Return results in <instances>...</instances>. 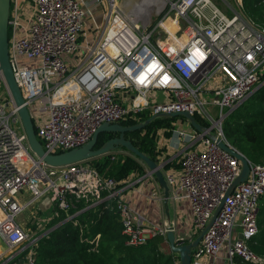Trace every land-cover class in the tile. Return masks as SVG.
<instances>
[{"label": "built area", "instance_id": "2783aa9c", "mask_svg": "<svg viewBox=\"0 0 264 264\" xmlns=\"http://www.w3.org/2000/svg\"><path fill=\"white\" fill-rule=\"evenodd\" d=\"M237 1L241 8L242 0ZM141 2L150 10L131 14L128 0H106L100 35L80 42L90 6L102 0H23L21 6L11 0L9 62L36 137L45 152L55 154L87 143L102 124L143 112L149 117L197 116L206 124L201 125L204 132L186 120L176 121L170 141H177L179 154L162 172L170 203L187 201L191 211V234L175 230L177 241L190 243L209 225L191 250L190 264H215L221 251L230 264L234 258L264 264L247 246L258 232L264 161L249 163L246 180L223 200L241 164L207 136L215 135L231 148L222 122L262 85L264 29L239 12L228 16L214 0ZM146 177L155 180L148 172ZM126 185L127 180L103 178L85 161L46 166L28 149L11 100H0V264H37L34 246L42 228L28 234L16 218L44 198L65 212L80 200L95 205L113 199L126 245L165 238L164 225L147 221L127 205ZM22 191L29 195L27 203L19 201ZM152 198L162 200L158 184ZM98 238L90 243L96 245Z\"/></svg>", "mask_w": 264, "mask_h": 264}, {"label": "trees", "instance_id": "16d2710c", "mask_svg": "<svg viewBox=\"0 0 264 264\" xmlns=\"http://www.w3.org/2000/svg\"><path fill=\"white\" fill-rule=\"evenodd\" d=\"M239 14L255 26L264 29V0H242ZM262 85L232 110L223 119L222 132L224 138L231 140V145L243 154L249 163L261 164L264 161V73L260 76ZM3 93V95H2ZM0 100L8 101L4 86L0 83ZM149 118L148 112L128 117L119 124L132 126ZM194 119L206 124L194 116ZM183 118H158L143 129L125 135L126 139L144 155L156 161V147L161 138L171 137L173 124ZM113 135L102 134L98 137L96 148L100 147ZM124 153H109L89 159L85 163L106 179L121 183L130 176L140 178L145 175V167L125 149ZM116 151V150H115ZM122 184L119 186L121 187ZM80 200L74 209L67 212L50 203L46 218L41 223L42 231H38L37 216L26 225L25 231H38L40 237L35 246L37 264H175L176 255L162 248L167 244L164 237L155 236L139 246H128L122 235V224L116 201L107 199L98 204ZM80 213L72 217L76 212ZM257 234L247 243L250 251L264 259V196L259 199L257 212ZM94 243H90L96 236ZM233 264H252L239 258Z\"/></svg>", "mask_w": 264, "mask_h": 264}, {"label": "water", "instance_id": "95a60500", "mask_svg": "<svg viewBox=\"0 0 264 264\" xmlns=\"http://www.w3.org/2000/svg\"><path fill=\"white\" fill-rule=\"evenodd\" d=\"M10 6L11 0H0V83L3 84L5 90L7 91L8 97L11 100L14 108L16 109V115L20 122L22 131L26 137V143L30 152L42 163L51 168H60L68 166L70 164L84 162L92 158L103 156L118 150L120 148L125 149L129 154L136 157L140 163L144 165L147 169L148 175L153 176L156 183L162 192V211L164 215L165 226V242L169 248V251L176 255L177 264H190L191 260V250L195 248L200 242L205 231L208 229L209 225L206 226L192 242L187 244H182L177 241L176 229L170 216V196L169 188L164 179V175L161 170V166L154 160L150 159L142 152H140L130 140L126 139L125 135L127 133L139 131L143 129L146 125L158 118H183L188 121L189 125L197 132H204L205 128L199 125L194 117H192L187 112L173 113L169 115H152L143 122L137 123L132 126H122L119 123L116 124H102L100 125L91 139L81 145L80 147L73 148L67 151L58 152L55 154H49L45 152L36 137L35 128L32 119L28 113V110L24 104L20 89L15 82L12 68L9 62V16H10ZM102 134L113 135L110 139L105 141L100 147L96 148L98 137ZM207 136L214 141L217 146L223 151L234 156L241 164V170L238 177L231 184L229 189L224 195L223 200L229 194V192L238 184L244 182L249 173V161L246 157L237 151L232 145L231 148L224 144L218 137L211 135ZM221 204L216 208L212 221L215 219L218 211L220 210Z\"/></svg>", "mask_w": 264, "mask_h": 264}, {"label": "crops", "instance_id": "0c3cea01", "mask_svg": "<svg viewBox=\"0 0 264 264\" xmlns=\"http://www.w3.org/2000/svg\"><path fill=\"white\" fill-rule=\"evenodd\" d=\"M85 2H93L95 0H83ZM116 3V0H113ZM122 0H119V3H121ZM23 0H19L20 6L22 5ZM118 4V3H116ZM106 0H102V4H93L90 6V15L86 17L85 19V25L83 33L81 34L80 42L82 41H91L94 37V35H100L101 33V27L104 25V12L106 10ZM21 10L25 8V5L23 7H20ZM25 15H22L21 17H24ZM21 64L23 65H30V62L26 60H21ZM4 92L6 96L8 97L7 91L4 88ZM3 95V93H2ZM9 101V97H8ZM7 101V102H8ZM177 141L175 139H172L171 141L168 140V148H167V154L170 156L171 159L179 154L177 150L174 149L176 147ZM126 190L124 192V200L126 201L127 205L137 214L142 216L147 221L160 225L164 221V215L161 208V204L158 205L157 200H154L152 198V192L157 187V183L155 185V180H151L147 178L145 175L140 178H135L133 176H130L127 179V185ZM19 201L22 203H27L28 201L25 200L23 196L19 197ZM38 205V207H36ZM41 206H44L46 209L50 205V202L47 198H44L34 204H31L27 206L22 212L26 213V221L25 219H19L17 223L21 226L23 230H26V225L28 223H31V220L33 218H36L37 214L35 212L36 210H39ZM45 209L46 213L43 212L42 216L46 218L47 210ZM170 211L172 212V215L174 216V219H177L179 221L178 226L183 228L181 231H183L188 237L191 233L190 229V220H191V211L190 207L187 201H183L179 204H172L170 206ZM41 213V212H39ZM43 217L38 216L37 217V224L38 228H42L41 223L44 222ZM164 223V222H163ZM177 226V227H178ZM177 231V230H176ZM167 249L169 251V248L167 246ZM215 264H230L228 261L225 252L221 251L218 254L217 259L215 260ZM233 264V263H231Z\"/></svg>", "mask_w": 264, "mask_h": 264}, {"label": "rangeland", "instance_id": "374dc122", "mask_svg": "<svg viewBox=\"0 0 264 264\" xmlns=\"http://www.w3.org/2000/svg\"><path fill=\"white\" fill-rule=\"evenodd\" d=\"M216 2V4L218 5V7L227 13L228 16H230L233 12H238V9H239V6H238V1L237 0H214ZM116 3H119V0H116ZM147 10V9H146ZM150 10V9H148ZM180 128H183L184 130H187L189 131V128L186 127L184 125H179ZM176 128V122L173 124V129ZM171 137L169 139H165L164 136L161 138L160 142H159V146H157L156 148V151H157V154L155 156V159H156V163L162 165L161 166V170L162 172H165V169L166 168H169V166L171 165V161H168L171 157V155L169 156L166 152H167V148H168V140L170 141ZM231 140L232 139H229L227 140V142L231 145ZM146 168H145V176H146ZM153 177V176H152ZM20 196H23L25 198L26 201H28L29 199V195L25 192V191H22L19 193L18 197ZM158 205L161 204V208H162V202L161 201H158ZM169 205L171 206V203H169ZM40 208L39 210H36L35 209V212L37 214V217L38 216H42L43 212L46 213L45 211V207L44 206H41L39 205ZM38 207V205L36 206ZM26 210V209H25ZM41 212V213H39ZM136 213V212H135ZM27 216V212L24 213V212H21L16 220L18 221L19 219H25ZM170 216H171V220L173 221L174 225H175V229L177 230L178 234H184L183 231H181L183 228H181L180 226H178L179 224V221H177V219H174V216L172 215V212L170 211ZM26 221V219H25ZM157 225V224H155ZM160 225H163V222L160 224ZM178 226V227H177ZM34 231H28V234H33ZM182 237H185V236H182ZM162 251L165 252V253H168V249L167 247L166 248H162Z\"/></svg>", "mask_w": 264, "mask_h": 264}, {"label": "bare ground", "instance_id": "6f19581e", "mask_svg": "<svg viewBox=\"0 0 264 264\" xmlns=\"http://www.w3.org/2000/svg\"><path fill=\"white\" fill-rule=\"evenodd\" d=\"M138 0H128V3H129V12H131V14L137 12V11H145L146 12V9H148V7L146 6L147 4H143L145 2H141V1H144V0H141V1H138ZM133 12V13H132Z\"/></svg>", "mask_w": 264, "mask_h": 264}]
</instances>
